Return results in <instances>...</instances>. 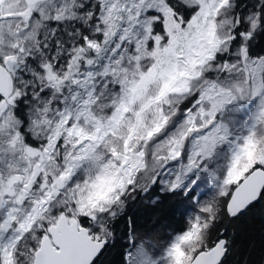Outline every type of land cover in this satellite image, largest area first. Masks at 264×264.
<instances>
[{
  "label": "snow or ice",
  "instance_id": "6c2138e0",
  "mask_svg": "<svg viewBox=\"0 0 264 264\" xmlns=\"http://www.w3.org/2000/svg\"><path fill=\"white\" fill-rule=\"evenodd\" d=\"M257 206L264 0H0V264H226Z\"/></svg>",
  "mask_w": 264,
  "mask_h": 264
},
{
  "label": "trees",
  "instance_id": "16d2710c",
  "mask_svg": "<svg viewBox=\"0 0 264 264\" xmlns=\"http://www.w3.org/2000/svg\"><path fill=\"white\" fill-rule=\"evenodd\" d=\"M175 199V197H172ZM170 196H162L161 202L152 204L148 198L139 199L130 207L135 226L167 221L179 225L181 215L177 206L169 201ZM154 225V224H153ZM123 224H121V228ZM235 231L232 254L226 264H262L264 262V208L257 206L239 221L229 227V232ZM124 242L119 240L102 258L103 264H123Z\"/></svg>",
  "mask_w": 264,
  "mask_h": 264
},
{
  "label": "rangeland",
  "instance_id": "374dc122",
  "mask_svg": "<svg viewBox=\"0 0 264 264\" xmlns=\"http://www.w3.org/2000/svg\"><path fill=\"white\" fill-rule=\"evenodd\" d=\"M148 202L150 201V199L147 200ZM169 201L175 204V206H177V211L178 213L181 215L182 211H183V204L180 201V198L175 197V199H173L172 197H170ZM154 224V225H153ZM153 224H148L146 226L143 227H136L138 230H149V229H153L154 231H159V232H164L167 231L168 228L170 227H176V225L170 224L167 221H160L157 223H153ZM165 226H168V228H166ZM123 241V240H122ZM124 242V241H123Z\"/></svg>",
  "mask_w": 264,
  "mask_h": 264
}]
</instances>
